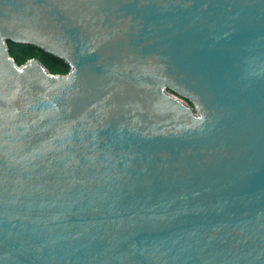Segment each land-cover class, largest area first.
<instances>
[{
    "label": "water",
    "instance_id": "1",
    "mask_svg": "<svg viewBox=\"0 0 264 264\" xmlns=\"http://www.w3.org/2000/svg\"><path fill=\"white\" fill-rule=\"evenodd\" d=\"M0 264H264V0H0Z\"/></svg>",
    "mask_w": 264,
    "mask_h": 264
},
{
    "label": "trees",
    "instance_id": "2",
    "mask_svg": "<svg viewBox=\"0 0 264 264\" xmlns=\"http://www.w3.org/2000/svg\"><path fill=\"white\" fill-rule=\"evenodd\" d=\"M10 54L18 64H22L32 57L40 59L53 73H67L70 65L58 56L50 55L33 44L14 43L9 41Z\"/></svg>",
    "mask_w": 264,
    "mask_h": 264
}]
</instances>
